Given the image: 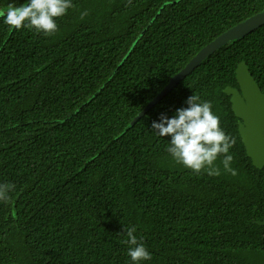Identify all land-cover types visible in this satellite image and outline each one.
<instances>
[{
	"label": "trees",
	"instance_id": "obj_1",
	"mask_svg": "<svg viewBox=\"0 0 264 264\" xmlns=\"http://www.w3.org/2000/svg\"><path fill=\"white\" fill-rule=\"evenodd\" d=\"M28 0H0V10ZM57 33L0 18V264H264V167L247 157L230 97L244 62L264 93V26L205 58V46L264 0H72ZM88 15L80 18L81 12ZM132 44V48H130ZM128 50V54L123 55ZM212 103L237 175H197L152 130L193 94Z\"/></svg>",
	"mask_w": 264,
	"mask_h": 264
},
{
	"label": "clouds",
	"instance_id": "obj_2",
	"mask_svg": "<svg viewBox=\"0 0 264 264\" xmlns=\"http://www.w3.org/2000/svg\"><path fill=\"white\" fill-rule=\"evenodd\" d=\"M131 4V0H128ZM72 0H28L19 7L9 6L7 10H0V18H4L10 30L20 31L24 28L33 29L46 37L54 36L58 31L56 21L67 14L68 9L74 8ZM88 11L81 12L84 19ZM186 108L176 110L172 118L161 114L159 122L153 121L152 130L159 137H170L166 151L173 161L191 170L194 174L207 173L208 176H220V163L226 173L236 176L237 170L231 165L233 155L230 149L236 144V139L226 134L221 127V121L212 108L210 101H202L201 97L193 94L188 97ZM14 185L0 184V201L7 202L8 192ZM127 239L123 243L129 245L127 255L132 264H142L151 260V254L135 235L137 229H124Z\"/></svg>",
	"mask_w": 264,
	"mask_h": 264
},
{
	"label": "water",
	"instance_id": "obj_3",
	"mask_svg": "<svg viewBox=\"0 0 264 264\" xmlns=\"http://www.w3.org/2000/svg\"><path fill=\"white\" fill-rule=\"evenodd\" d=\"M261 26H264V10L232 27L209 43L191 59L164 92L158 96V100L209 55L226 44L249 35ZM235 73L238 89L227 87L223 92L230 97L232 112L239 121L238 132L247 157L256 169L261 170L264 167V93H262L244 62L238 64ZM256 225L264 227V220L256 222Z\"/></svg>",
	"mask_w": 264,
	"mask_h": 264
},
{
	"label": "rangeland",
	"instance_id": "obj_4",
	"mask_svg": "<svg viewBox=\"0 0 264 264\" xmlns=\"http://www.w3.org/2000/svg\"><path fill=\"white\" fill-rule=\"evenodd\" d=\"M130 45H131V46H130L129 49H131L132 46H133L132 44H130ZM127 52H128V50L123 54V55H125V57H126V55L128 54ZM178 74H179V73H178ZM178 74H177V75H178ZM177 75H176V76H177ZM176 76H175V77L170 81V83H169V84H168V85H167V86L161 91V93L164 92V90H165V89L171 84V82L176 78ZM175 86H176V85H175ZM175 86H174V87H175ZM171 89H172V88H171ZM171 89H170V90H171ZM170 90H169V91H170ZM167 91H168V90H167ZM169 91H168V92H169ZM168 92H166V93H168ZM161 93H160V95H161ZM166 93H165V94H166ZM160 95H159V96H160ZM161 99H162V98H161ZM161 99H160V100H161ZM157 101H159V100H158V97H157Z\"/></svg>",
	"mask_w": 264,
	"mask_h": 264
}]
</instances>
